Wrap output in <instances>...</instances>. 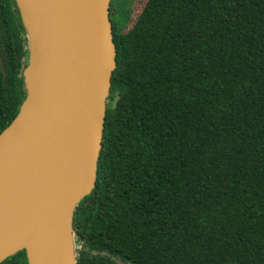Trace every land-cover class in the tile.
Masks as SVG:
<instances>
[{
    "label": "trees",
    "instance_id": "obj_1",
    "mask_svg": "<svg viewBox=\"0 0 264 264\" xmlns=\"http://www.w3.org/2000/svg\"><path fill=\"white\" fill-rule=\"evenodd\" d=\"M118 14L76 264H264V0ZM26 46L15 1L0 0V132L25 97ZM0 264H27L25 251Z\"/></svg>",
    "mask_w": 264,
    "mask_h": 264
},
{
    "label": "water",
    "instance_id": "obj_2",
    "mask_svg": "<svg viewBox=\"0 0 264 264\" xmlns=\"http://www.w3.org/2000/svg\"><path fill=\"white\" fill-rule=\"evenodd\" d=\"M25 97L0 132V262L76 264L72 225L91 192L116 66L111 0H14Z\"/></svg>",
    "mask_w": 264,
    "mask_h": 264
},
{
    "label": "rangeland",
    "instance_id": "obj_3",
    "mask_svg": "<svg viewBox=\"0 0 264 264\" xmlns=\"http://www.w3.org/2000/svg\"><path fill=\"white\" fill-rule=\"evenodd\" d=\"M112 2V3H111ZM145 0H111V6L113 10V15L111 14V18L115 20V16L117 17V12H121L122 14H118L120 17L128 16L129 24L133 23L136 18V15L139 13L142 8ZM124 21V20H121ZM76 251V248H75ZM118 264H131L130 262H125L119 258H114Z\"/></svg>",
    "mask_w": 264,
    "mask_h": 264
},
{
    "label": "flooded vegetation",
    "instance_id": "obj_4",
    "mask_svg": "<svg viewBox=\"0 0 264 264\" xmlns=\"http://www.w3.org/2000/svg\"><path fill=\"white\" fill-rule=\"evenodd\" d=\"M112 14V8H111V4L109 5V16L111 17Z\"/></svg>",
    "mask_w": 264,
    "mask_h": 264
}]
</instances>
